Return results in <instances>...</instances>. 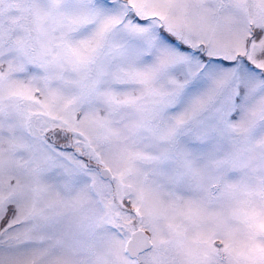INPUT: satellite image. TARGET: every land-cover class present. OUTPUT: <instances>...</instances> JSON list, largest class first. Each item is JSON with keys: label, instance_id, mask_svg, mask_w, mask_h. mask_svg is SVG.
<instances>
[{"label": "snow or ice", "instance_id": "1", "mask_svg": "<svg viewBox=\"0 0 264 264\" xmlns=\"http://www.w3.org/2000/svg\"><path fill=\"white\" fill-rule=\"evenodd\" d=\"M0 264H264V0H0Z\"/></svg>", "mask_w": 264, "mask_h": 264}]
</instances>
